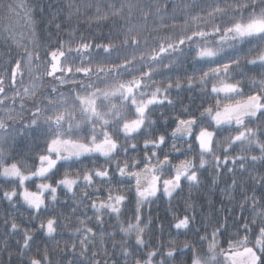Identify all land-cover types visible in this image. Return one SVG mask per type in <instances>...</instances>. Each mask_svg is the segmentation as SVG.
Masks as SVG:
<instances>
[{"label": "snow or ice", "instance_id": "1", "mask_svg": "<svg viewBox=\"0 0 264 264\" xmlns=\"http://www.w3.org/2000/svg\"><path fill=\"white\" fill-rule=\"evenodd\" d=\"M0 6L31 29L0 61V264H264V0H68L43 42ZM209 169L197 219L172 199Z\"/></svg>", "mask_w": 264, "mask_h": 264}, {"label": "trees", "instance_id": "2", "mask_svg": "<svg viewBox=\"0 0 264 264\" xmlns=\"http://www.w3.org/2000/svg\"><path fill=\"white\" fill-rule=\"evenodd\" d=\"M9 2H15V0H0V5L7 4ZM30 7L34 8V20L36 21L38 27L37 31V40L43 42L44 37L48 34L47 22L49 18L56 13L57 9L62 8L68 0H26ZM78 2V0H77ZM43 9V11H41ZM67 13L65 12V16ZM79 20V23H78ZM85 17L74 18L71 21V27H79L80 31L87 34L89 27L95 33H99L100 29L96 28L95 25H88L84 23ZM67 23V21H65ZM111 23V22H109ZM151 23V21H149ZM31 29L26 27L23 20H18L16 16H9L6 9L0 6V61H5L8 59L7 53L9 50L15 54L16 51L22 50L17 49L16 42L24 43L27 33ZM104 32L108 31L107 27L103 28ZM5 38L7 42L5 43ZM35 134V133H33ZM24 146L26 141L23 138ZM239 175V174H237ZM216 178L215 173L211 172L209 169L205 171L201 176V184L196 187L189 186L186 182L183 184L182 189L173 197L172 204L175 205L177 201L183 204L185 201L194 204L197 212V219H200L202 215L208 214L211 215L215 212L216 209L220 208L221 199H227V197L221 192V189L226 187L225 181L228 184L231 183L233 177L225 173L224 176L220 177L218 180V185L213 184L212 180ZM61 199H65V195L61 193ZM68 199L71 201V196H68ZM151 214L156 216L159 214L161 218L165 217V210L168 207V201L166 199H161L154 203L152 206ZM7 204L0 203V210H6ZM148 206H145V212L147 214ZM91 215V213H89ZM170 218V217H169ZM112 221H108V224L105 227H108ZM73 227L75 224L73 223ZM108 230L112 229L108 227ZM121 237L116 236L115 239L119 240ZM78 240V237L69 238V234L65 232L63 236H58L56 239L49 241L50 247H55L57 240L60 241V248L64 247V242L67 241L71 244L72 240ZM184 239V237H181ZM15 243V239L13 240ZM110 248V243L108 244ZM60 253L56 251L53 253L52 259L54 264L56 261L60 260ZM66 264V260H65Z\"/></svg>", "mask_w": 264, "mask_h": 264}, {"label": "flooded vegetation", "instance_id": "3", "mask_svg": "<svg viewBox=\"0 0 264 264\" xmlns=\"http://www.w3.org/2000/svg\"><path fill=\"white\" fill-rule=\"evenodd\" d=\"M19 145H20L21 148L25 147L24 143H23V137L20 138ZM89 213H91V212H89Z\"/></svg>", "mask_w": 264, "mask_h": 264}]
</instances>
